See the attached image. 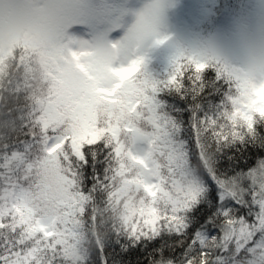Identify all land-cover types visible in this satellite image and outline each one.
Segmentation results:
<instances>
[{"label": "snow or ice", "instance_id": "snow-or-ice-1", "mask_svg": "<svg viewBox=\"0 0 264 264\" xmlns=\"http://www.w3.org/2000/svg\"><path fill=\"white\" fill-rule=\"evenodd\" d=\"M0 264H264V0H0Z\"/></svg>", "mask_w": 264, "mask_h": 264}, {"label": "rangeland", "instance_id": "rangeland-1", "mask_svg": "<svg viewBox=\"0 0 264 264\" xmlns=\"http://www.w3.org/2000/svg\"><path fill=\"white\" fill-rule=\"evenodd\" d=\"M21 21H22V22H25V23H30V22H32L31 18H29V17H24V16L21 17Z\"/></svg>", "mask_w": 264, "mask_h": 264}]
</instances>
